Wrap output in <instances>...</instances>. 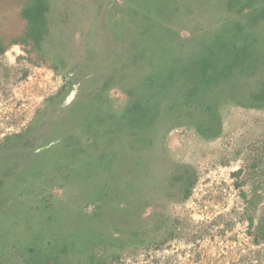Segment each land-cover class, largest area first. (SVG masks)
<instances>
[{"label":"rangeland","instance_id":"374dc122","mask_svg":"<svg viewBox=\"0 0 264 264\" xmlns=\"http://www.w3.org/2000/svg\"><path fill=\"white\" fill-rule=\"evenodd\" d=\"M0 264H264V0H0Z\"/></svg>","mask_w":264,"mask_h":264}]
</instances>
